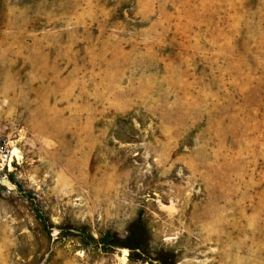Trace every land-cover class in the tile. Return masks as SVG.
Listing matches in <instances>:
<instances>
[{"label": "rangeland", "instance_id": "1", "mask_svg": "<svg viewBox=\"0 0 264 264\" xmlns=\"http://www.w3.org/2000/svg\"><path fill=\"white\" fill-rule=\"evenodd\" d=\"M3 142L0 264H264V0H0Z\"/></svg>", "mask_w": 264, "mask_h": 264}, {"label": "trees", "instance_id": "2", "mask_svg": "<svg viewBox=\"0 0 264 264\" xmlns=\"http://www.w3.org/2000/svg\"><path fill=\"white\" fill-rule=\"evenodd\" d=\"M10 181L11 178H9ZM46 228L47 225L43 224ZM48 230V229H47ZM77 233V236L85 240L87 244L93 241L92 238L85 239L84 231L85 228L81 227ZM102 241L109 245H115L127 249L129 254L128 257L132 260L148 261L150 264L156 262V264H174L175 257L173 254L167 252H157L155 256L152 257L153 253L150 247V237L143 219L142 211H139L136 219L128 226V234L123 240H113L112 236L105 234ZM123 254H126L125 252Z\"/></svg>", "mask_w": 264, "mask_h": 264}, {"label": "built area", "instance_id": "3", "mask_svg": "<svg viewBox=\"0 0 264 264\" xmlns=\"http://www.w3.org/2000/svg\"><path fill=\"white\" fill-rule=\"evenodd\" d=\"M10 150L8 148V145L6 142H3L0 144V160L5 161L7 158H9Z\"/></svg>", "mask_w": 264, "mask_h": 264}, {"label": "bare ground", "instance_id": "4", "mask_svg": "<svg viewBox=\"0 0 264 264\" xmlns=\"http://www.w3.org/2000/svg\"><path fill=\"white\" fill-rule=\"evenodd\" d=\"M17 153H18V152H17V149H13L12 154H11L12 157H14L15 155H17ZM12 157H11V158H12ZM10 162H12V160H10ZM124 252H126V251L124 250L122 253H124Z\"/></svg>", "mask_w": 264, "mask_h": 264}, {"label": "water", "instance_id": "5", "mask_svg": "<svg viewBox=\"0 0 264 264\" xmlns=\"http://www.w3.org/2000/svg\"><path fill=\"white\" fill-rule=\"evenodd\" d=\"M6 183H7V181L5 179H0V184L2 186H5L6 187Z\"/></svg>", "mask_w": 264, "mask_h": 264}]
</instances>
